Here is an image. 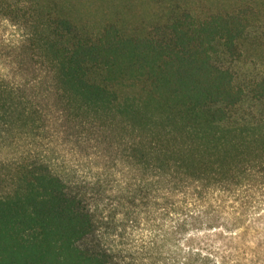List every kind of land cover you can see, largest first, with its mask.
<instances>
[{
	"label": "trees",
	"instance_id": "16d2710c",
	"mask_svg": "<svg viewBox=\"0 0 264 264\" xmlns=\"http://www.w3.org/2000/svg\"><path fill=\"white\" fill-rule=\"evenodd\" d=\"M3 22L26 32L0 49L10 149L108 154L82 177L21 148L0 264H264V72L217 62L264 61V0H0Z\"/></svg>",
	"mask_w": 264,
	"mask_h": 264
},
{
	"label": "rangeland",
	"instance_id": "374dc122",
	"mask_svg": "<svg viewBox=\"0 0 264 264\" xmlns=\"http://www.w3.org/2000/svg\"><path fill=\"white\" fill-rule=\"evenodd\" d=\"M260 33H264V24L258 27L257 29ZM25 30L21 29L18 26L12 25L8 22H3L0 24V49L8 45L7 41L11 43H16L17 41L23 39ZM223 64L226 67H230L236 74L239 81H252L258 78L262 72H264V61L262 58L257 56H247L240 61H233L230 58L219 57L217 62ZM33 74V73H32ZM16 136V135H15ZM5 134L0 133V174L2 177L7 176L10 173V160L15 157V155H21L25 151L21 149L24 145L25 148L29 149L34 147L35 151L39 153L40 157H48L51 159V166L53 169L66 168L77 170L78 173L85 177L91 173L92 164L91 161L97 162V156L101 153L108 154L106 143L101 145V148L96 152L95 148H92L91 145L93 142H81L75 141L74 137H71L69 141L65 139H59L57 142H54V135L52 131L50 132H41L39 135H35L34 139L26 140L24 139V134H18L17 138L20 139L21 148H18L17 151H12L8 146L10 141L4 139ZM17 141V140H16ZM21 153V154H20ZM94 154V155H92ZM125 165L118 166V170L124 168ZM3 179V178H2ZM115 179V178H114ZM117 180H121V176L116 177ZM10 189L8 182L0 181V193L5 192ZM135 239H140V232L134 234Z\"/></svg>",
	"mask_w": 264,
	"mask_h": 264
}]
</instances>
